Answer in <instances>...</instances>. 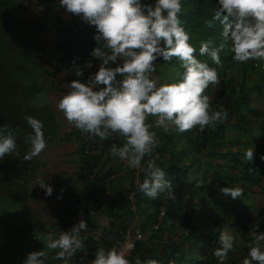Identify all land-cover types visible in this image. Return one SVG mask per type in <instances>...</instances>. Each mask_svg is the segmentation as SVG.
Listing matches in <instances>:
<instances>
[{
    "label": "trees",
    "instance_id": "trees-1",
    "mask_svg": "<svg viewBox=\"0 0 264 264\" xmlns=\"http://www.w3.org/2000/svg\"><path fill=\"white\" fill-rule=\"evenodd\" d=\"M38 2L36 0L40 10L35 20L30 23L22 19L10 30H17L19 37L14 38L20 43V48L12 55L26 58L24 61L13 56L21 60L17 69L19 75L27 73L30 78H25L26 83L20 87L11 86L9 93L21 87L23 91L33 89L29 88L32 82L39 87L38 93L27 94L31 97L27 98L45 91L46 99L41 102H46L48 93L55 92L60 99L69 92L68 83L77 78V67L83 69L86 61L99 66L100 61L90 56L98 47L93 39L94 26L66 13L59 3L47 7ZM215 7L216 0H182L179 16L191 37L189 42L196 48L194 55L217 69L220 84L216 87L210 84L204 94L210 97L211 110H226L227 119L204 132L197 126L184 133L171 126L165 132L155 126V117L150 116L146 121L153 124L150 131L155 132L159 140L152 156L159 157L156 163L166 172L165 178L171 182L174 197L165 191L153 200L139 190L136 180L140 183L145 178L143 168L151 157L145 156L140 168L129 169L125 161L114 157L110 151L112 144H124L122 137L114 135L102 141L90 139L76 130L70 138L77 142L85 187L68 195L61 204L52 198L43 202L26 199L25 203L29 202L35 214L30 213L29 208L26 211L25 220L29 225L32 222L30 231L39 229L46 240L52 230L60 235L70 231L80 220L92 218L94 224H88L81 239L83 246L94 252L100 247L117 248L125 233L133 228L143 238L128 257L131 264H135L136 258L142 264L147 259H155L159 264H219L213 252L221 247L220 233L227 231L234 239V247L224 264H243L253 233L257 227L264 231V161L260 159L264 155V61L237 63L227 45L220 53L221 65H214L209 57L199 55L201 41L212 40L217 46L223 42L222 26L212 20ZM208 21H212V27L208 26ZM31 30L53 36L52 45L48 46V61H43L42 47ZM156 63L152 78H159L158 85L176 82L183 71L175 58L168 64H164L162 58ZM120 79L122 77L118 76L117 81ZM11 97H5L8 117L0 116V125L17 133L24 130L27 138L33 131L25 120L30 113L43 123V133L50 129L47 126L51 124L52 111L33 116L27 105L33 100L21 104V100L13 101ZM40 111L44 112V108ZM252 147L254 157L249 161L245 153ZM224 187L240 188L242 194L232 199L222 194L220 189ZM106 193L115 198L102 199ZM261 245L264 246V242ZM82 249L71 257L75 264H81L78 255Z\"/></svg>",
    "mask_w": 264,
    "mask_h": 264
},
{
    "label": "clouds",
    "instance_id": "clouds-1",
    "mask_svg": "<svg viewBox=\"0 0 264 264\" xmlns=\"http://www.w3.org/2000/svg\"><path fill=\"white\" fill-rule=\"evenodd\" d=\"M58 3L66 13L95 27L93 39L98 47L90 56L100 64L98 71L90 74L86 81L77 79L68 83L70 91L59 99L57 109L69 125L90 139L103 141L114 135L122 137L124 144H112L110 151L114 157L125 161L129 169L140 168L145 156L151 157L143 168L145 178L139 183V190L153 200L165 191L174 197L171 182L165 178L166 172L156 163L159 157L152 156L159 140L156 133L150 131L153 124L146 122L148 117H155V126L165 132L171 126L184 133L197 126L200 132L215 128L228 116L224 109L211 110L210 97L204 94L210 84L219 85L220 79L216 67H210L194 55L196 48L189 42L191 37L179 16L182 0H153L152 3L58 0ZM212 20L222 26L223 42L217 46L212 40L201 41L200 56L206 55L214 65H221L220 53L227 45L237 63L264 61V0H216ZM208 26H213L212 21H208ZM161 58L164 64L174 58L179 61L183 71L176 82L158 85L159 78H152L156 61ZM84 67L91 68L92 62L86 61ZM77 69L76 76L82 77V69ZM118 76L122 77L119 81ZM25 120L34 135L28 137L30 149L23 160L31 161L46 148V141L43 123L32 116H26ZM16 148L14 132L5 133V126L0 127V159ZM253 157L254 147L245 153V159L252 161ZM260 159L264 161V155ZM39 185L46 196L52 195L51 185L44 181ZM63 191L61 189V193ZM220 191L232 199L242 194L240 188L224 187ZM87 228V222L80 220L70 231L61 232L58 239L48 234L46 247L59 249L55 258L68 264L73 254L83 247L81 233ZM253 237L243 264H264V246L261 245L264 231L257 227ZM219 243L221 247L215 249L213 255L219 264H224L234 247V239L224 231L219 235ZM134 248L135 244L130 242H125L123 249L100 247L94 253L92 264H131L125 250L131 252ZM45 259V250L35 251L29 253L22 264H45ZM135 264L142 261L136 258ZM143 264L159 262L147 259Z\"/></svg>",
    "mask_w": 264,
    "mask_h": 264
},
{
    "label": "rangeland",
    "instance_id": "rangeland-1",
    "mask_svg": "<svg viewBox=\"0 0 264 264\" xmlns=\"http://www.w3.org/2000/svg\"><path fill=\"white\" fill-rule=\"evenodd\" d=\"M29 5V3L25 4L24 0H0V116L3 118L5 114L8 117V110L5 108V105H7L5 97L9 98L10 95L13 97V101L21 100V104H24L25 100H33L27 104L29 106L28 110L32 111L33 116L46 115L48 110L50 114L52 111V105L47 100L46 102H41L46 99L45 91H43L44 93L40 92L38 96L35 95L32 99H28L31 97L26 96L27 94L38 93L39 89L32 82L29 84V88L33 89L23 91L24 89H21V87L19 91L13 90L12 93H9L11 86H13L12 88L19 85L22 86L26 83L24 79L30 78L27 73L19 75V70H17L19 68L18 63L21 60L25 61L26 58L12 55L18 51L20 43L17 42L19 40L15 39L19 37L17 30L11 31L13 33L10 32L13 25L24 18V10ZM13 56L23 59L16 60ZM41 107L44 108V112L40 111ZM28 115L31 116L30 113ZM23 117H25V114ZM19 119L21 120V118ZM3 126L5 125H0V127ZM47 127L51 128L52 124L48 123ZM8 130L14 132L17 148L11 154L0 159V264H22V261L29 253L42 250L46 252L45 264H64L63 261L55 258L57 253L55 250L47 249V239L45 240L42 237L39 229L32 228L33 230L30 231L32 222L29 225V222L25 220L28 208L30 213H32V206L29 205V202L25 203L26 199L29 198V200L40 202H43V200L50 201L51 198L56 200L58 195L54 193H59L61 190L58 187H56L57 189L53 188V196H46L44 189L35 185V182L33 184L30 183L32 182L31 178L34 177L31 174L36 171L34 167L41 166V157L36 156L31 161L23 160L24 155L30 149L29 136L25 137L24 130L23 133H17L13 129L5 127V133ZM29 135H34L33 131H30ZM43 152H45V149ZM46 176L50 177V179L55 178L52 172L46 173ZM69 181L70 179L66 180V182ZM53 183L50 181L51 186ZM68 197L66 196L65 199ZM94 221L92 218L86 219L87 224L90 225H93ZM51 234L53 238H59L58 232L52 230ZM68 264H75V262L70 258Z\"/></svg>",
    "mask_w": 264,
    "mask_h": 264
},
{
    "label": "crops",
    "instance_id": "crops-1",
    "mask_svg": "<svg viewBox=\"0 0 264 264\" xmlns=\"http://www.w3.org/2000/svg\"><path fill=\"white\" fill-rule=\"evenodd\" d=\"M38 1V4L41 3L43 6H58V0L57 2L56 0ZM24 2L26 1L24 0ZM27 3H29L30 5L26 6L24 10L25 16L23 19L31 23L33 20H35L40 7L37 6L36 0H33L32 2L27 1L25 4ZM32 4H36V6ZM31 33L38 39L39 44L42 47V49H40V52L44 54L43 61H48V46L52 45L51 43L54 39L53 36L48 32H42L39 30H34ZM98 69L99 66L95 63H92V67H84L82 69V77H77L75 80L82 79L86 81L89 78L90 74L96 73ZM68 91H70V88H68ZM47 100L48 103L52 105V127L44 131V138L46 141L45 152H41L38 155L39 157H41V166L38 165L34 167L36 171L35 173L33 172L31 174L34 175V177L31 178L32 182L30 183L33 184L35 182V185H38L40 187L39 184L42 181H44V183L47 185H50V181L54 182L52 184L53 188L58 187L60 188V190H64L63 193H61V191L59 193H54L55 195H58V197L62 196V198L60 199H58V197L56 198V202H59L61 204L66 196L73 195L76 191H81L82 189H84L85 181L81 176L83 166L79 161L80 156L78 155V146L76 139L70 138L71 134L74 133L77 129L69 125V123L63 118L62 113L57 109L56 105L59 101L57 93H48ZM49 172L54 173V179H50V177L46 176V173ZM67 179H70V181L66 182ZM64 192L67 194H64Z\"/></svg>",
    "mask_w": 264,
    "mask_h": 264
},
{
    "label": "built area",
    "instance_id": "built-area-1",
    "mask_svg": "<svg viewBox=\"0 0 264 264\" xmlns=\"http://www.w3.org/2000/svg\"><path fill=\"white\" fill-rule=\"evenodd\" d=\"M139 182L138 179L136 180V186H138ZM108 198H115L113 196H111L109 193H106L105 195L102 196V199H108ZM139 237V238H138ZM143 238L142 234H137L135 233V231H133V229H129L125 235H124V239L120 240L118 242V247L117 249H123V245L125 244V242H130V243H134L136 244L138 241H140ZM83 249L80 251L79 255H78V259L81 262V264H92V260L94 259V252H89L87 250V246L84 245L82 247ZM133 250H131V252H128L127 250H125V255L126 258H128Z\"/></svg>",
    "mask_w": 264,
    "mask_h": 264
}]
</instances>
